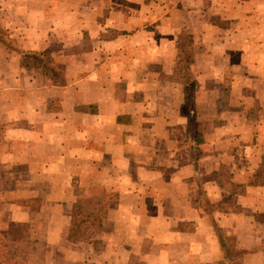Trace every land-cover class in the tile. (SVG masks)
<instances>
[{"label": "crops", "instance_id": "1", "mask_svg": "<svg viewBox=\"0 0 264 264\" xmlns=\"http://www.w3.org/2000/svg\"><path fill=\"white\" fill-rule=\"evenodd\" d=\"M251 2L4 1L20 22L0 15V233L32 230L28 264H264Z\"/></svg>", "mask_w": 264, "mask_h": 264}, {"label": "rangeland", "instance_id": "2", "mask_svg": "<svg viewBox=\"0 0 264 264\" xmlns=\"http://www.w3.org/2000/svg\"><path fill=\"white\" fill-rule=\"evenodd\" d=\"M5 0H0V15L3 13L4 15H9L10 13H13V20L15 23L20 22V17L16 16L15 13L20 11V8L14 6L13 8L10 6H6L4 3ZM260 0H253L251 2L254 7L259 6ZM1 3H4V5H1ZM191 4V3H190ZM210 18L213 16V13L210 12L209 14ZM249 16H252L251 14ZM0 19H7L5 16L0 17ZM190 23H196L199 25V23L202 21V18L196 19V16L194 18L190 17ZM83 20V19H82ZM222 23H226V21H223ZM72 25V23L70 24ZM240 26H245V22H241ZM249 27H256L258 24L254 21H248ZM75 27H80V25L77 23ZM198 27H191L190 30L187 32H184L181 35V39L183 41V60H186V62H191L193 53H192V44L194 43V36L191 33V31H196ZM80 34V33H79ZM1 45V44H0ZM3 46V45H1ZM188 105H191V101L188 103ZM20 176L13 175L10 178V181L12 182H18V178ZM0 182H3V176L0 178ZM0 196L4 197V193H0ZM81 229L84 227V225L80 226ZM30 228H27V225H20V224H10L7 229L3 230L2 233H0V264H28V261L31 260L32 255V247H33V239H28L30 235ZM28 239V240H27ZM41 248L46 249L45 244H40Z\"/></svg>", "mask_w": 264, "mask_h": 264}, {"label": "trees", "instance_id": "3", "mask_svg": "<svg viewBox=\"0 0 264 264\" xmlns=\"http://www.w3.org/2000/svg\"><path fill=\"white\" fill-rule=\"evenodd\" d=\"M0 43H2L5 46H8V48L11 45V39L9 37L8 32L6 31L5 28H2V27H0ZM27 56L31 59V61H32L31 63H36V61L33 60V59H36V56L35 55H33V56L32 55H30V56L27 55ZM3 133H4V127L3 126H0V141L3 138V135H4Z\"/></svg>", "mask_w": 264, "mask_h": 264}]
</instances>
